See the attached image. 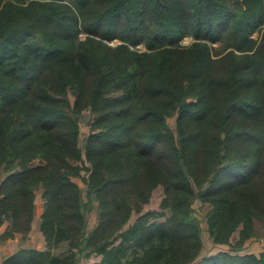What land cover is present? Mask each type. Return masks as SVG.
Here are the masks:
<instances>
[{
  "label": "trees",
  "instance_id": "trees-1",
  "mask_svg": "<svg viewBox=\"0 0 264 264\" xmlns=\"http://www.w3.org/2000/svg\"><path fill=\"white\" fill-rule=\"evenodd\" d=\"M0 169L2 264H264V0H0Z\"/></svg>",
  "mask_w": 264,
  "mask_h": 264
},
{
  "label": "rangeland",
  "instance_id": "rangeland-1",
  "mask_svg": "<svg viewBox=\"0 0 264 264\" xmlns=\"http://www.w3.org/2000/svg\"><path fill=\"white\" fill-rule=\"evenodd\" d=\"M84 35V34H82ZM254 36H256V33H254ZM194 40V37L190 35H185L181 38V43L188 45ZM111 43L117 42L116 38H113L110 40ZM215 45H218V41L214 42ZM141 47H144L141 45ZM169 125L171 129H175V116L169 117L168 118ZM89 131V126L86 123H82L81 125V138L83 137L84 134H86ZM77 180V179H76ZM79 185L81 186V189L83 193L85 194L86 192V185L79 179ZM162 198V191L160 187H157L156 189L153 190L152 195L150 197V200L147 204L144 205L143 211L146 210H158L159 209V203ZM193 220L198 224L200 233H201V238L203 241V247H202V255L204 254H210L215 251H219L224 249L225 245H215L213 244L211 240V236L208 232L207 229V224H206V210L207 207L205 205H201L197 200L193 204ZM87 217H88V224L90 227H92L97 220V215H96V209L95 207L92 208V210L87 212ZM136 217L135 214H133L132 218ZM238 235V232L234 233V237ZM262 250H264V233L261 231H256V235L247 239L246 243L244 244V251L247 252H254L256 254H259Z\"/></svg>",
  "mask_w": 264,
  "mask_h": 264
},
{
  "label": "crops",
  "instance_id": "crops-1",
  "mask_svg": "<svg viewBox=\"0 0 264 264\" xmlns=\"http://www.w3.org/2000/svg\"><path fill=\"white\" fill-rule=\"evenodd\" d=\"M5 175L4 171L0 169V180ZM42 200L38 198L37 213L34 219L33 229L23 238L21 234H16L14 237L0 239V264L5 257L11 255L21 247L44 249L46 246L45 238L39 230L40 215L42 213ZM95 225V224H94ZM93 225V226H94ZM5 225L0 226V234L4 230ZM92 226V227H93ZM89 229L92 228L88 224Z\"/></svg>",
  "mask_w": 264,
  "mask_h": 264
}]
</instances>
